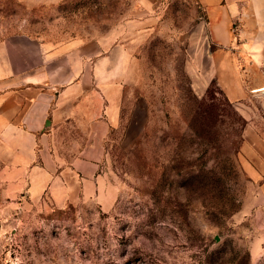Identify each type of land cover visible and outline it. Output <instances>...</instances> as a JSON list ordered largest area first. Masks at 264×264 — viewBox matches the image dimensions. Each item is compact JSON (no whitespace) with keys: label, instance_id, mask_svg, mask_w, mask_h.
Instances as JSON below:
<instances>
[{"label":"rangeland","instance_id":"374dc122","mask_svg":"<svg viewBox=\"0 0 264 264\" xmlns=\"http://www.w3.org/2000/svg\"><path fill=\"white\" fill-rule=\"evenodd\" d=\"M214 3L224 25L200 0H0V39L100 42L119 80L99 194L0 186V264H264V0Z\"/></svg>","mask_w":264,"mask_h":264},{"label":"crops","instance_id":"0c3cea01","mask_svg":"<svg viewBox=\"0 0 264 264\" xmlns=\"http://www.w3.org/2000/svg\"><path fill=\"white\" fill-rule=\"evenodd\" d=\"M200 1L213 3L211 22L224 25L225 10L215 0ZM83 44L69 40L50 48L22 34L0 39V186L6 197L24 194L38 201L46 196L62 207L102 189L101 143L118 119V102L108 94L119 80L116 62L103 67L113 48L97 52L100 42L93 49L79 47ZM69 127L83 143L65 161L60 134ZM68 142L75 147L76 141Z\"/></svg>","mask_w":264,"mask_h":264},{"label":"bare ground","instance_id":"6f19581e","mask_svg":"<svg viewBox=\"0 0 264 264\" xmlns=\"http://www.w3.org/2000/svg\"><path fill=\"white\" fill-rule=\"evenodd\" d=\"M263 90H264V88H263Z\"/></svg>","mask_w":264,"mask_h":264}]
</instances>
